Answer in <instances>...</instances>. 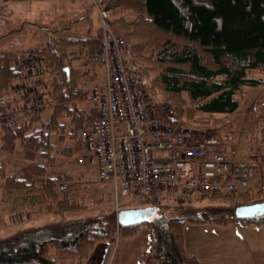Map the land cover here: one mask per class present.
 <instances>
[{
    "label": "trees",
    "instance_id": "1",
    "mask_svg": "<svg viewBox=\"0 0 264 264\" xmlns=\"http://www.w3.org/2000/svg\"><path fill=\"white\" fill-rule=\"evenodd\" d=\"M104 6L108 11L133 13L132 20H117L131 40V64L144 90L162 89L179 112L186 105L183 95L192 105V112H233L239 106L235 94L241 87L262 82L249 77L248 70L264 72V0H106ZM101 35L98 28L94 34L82 38L60 37L43 48L0 51V112L11 123L16 115L2 94L13 80L24 77L17 62L36 55L47 70L60 73V79L51 82L54 101L48 118L31 117L19 124L0 121L3 131L0 150L11 154L18 142L24 159L29 161L27 178L12 172L2 174L3 194H39L52 202L48 211L57 216L6 234L0 232V264H81L99 242L107 244V258L118 238L135 235L143 225L149 232V245L140 264H200L184 249L186 223H238L264 228V213L236 218L235 206L195 208L188 204L196 201L178 203L169 196L163 199L173 204L171 211H161L158 204H152L154 213L140 224L121 226L113 211L67 216V213L82 211L85 205L66 193H59L58 188L72 177L69 172L54 173L50 169L55 158L53 153L58 150L51 133L62 131L60 119L67 118L72 128L68 134L76 137L96 118V109L88 104L89 97L81 83L82 73L71 62L78 55L91 59ZM70 49H76L77 55H71ZM151 71L155 74L149 81L147 75ZM152 108L163 123H180L178 117L171 118L164 112L162 104L153 102ZM259 111L264 113V103L252 106L250 131L257 126L255 115ZM35 121L39 122L37 127L33 126ZM262 136L264 139V126ZM59 152L69 156L70 146Z\"/></svg>",
    "mask_w": 264,
    "mask_h": 264
},
{
    "label": "rangeland",
    "instance_id": "2",
    "mask_svg": "<svg viewBox=\"0 0 264 264\" xmlns=\"http://www.w3.org/2000/svg\"><path fill=\"white\" fill-rule=\"evenodd\" d=\"M104 1L106 0H100V7H105ZM106 15L105 19L101 18L97 6L92 3V0H2L0 1V51L3 49L43 48L50 41L60 37L82 38L94 34L98 28H100V34H102L103 25L107 23L113 32L125 38L131 54V40L127 38L123 29L118 25L117 20L121 18L126 21L132 20L133 13L127 10L115 12L110 9L109 11L106 10ZM69 53L77 55L76 49H70ZM30 57L33 60V67L27 68L28 71L22 75L25 79H21L22 84L19 85L18 90H10L12 97H9V99L16 98L18 101V104H15V111L17 110L16 119H13L14 123H11L7 119V115H3L0 112V121L19 124L31 117H38V120L41 118L46 119L52 110L54 100L51 93V82L52 80L60 79V73L47 70L36 55H30ZM91 62V59L84 58V56L75 57L71 65L77 67L83 73H87L90 67L94 70L97 66L91 64ZM93 72L95 73V71ZM154 74V71H151L150 75L148 73L147 80L149 79L150 81ZM94 76L95 74L91 77ZM248 76L259 78L262 82L257 85H243L241 87L235 94V99L238 101L239 106L233 112H215L212 114L201 111L192 112V105L188 103L185 95H183L186 102L185 106L183 104L181 107L176 103L178 108H182L181 112H179L175 103L168 99L162 89L154 87L145 90L152 102H158L163 107H172L174 113L170 117H178L180 119L178 125L193 129L202 135L219 132L227 133L230 135L231 141L241 158L255 157L257 160L258 166L254 178L249 181L248 186L244 190L235 193H225L227 196L224 193L207 195L205 199L192 202V204H188L189 206L200 208L212 205L231 206L233 208L239 204L262 201L264 199V139L262 136L264 113L262 111L255 115L256 128L249 130L252 106L264 103V72L251 69L248 70ZM94 79L96 77L91 79V81ZM81 82L83 87L87 89L89 85L88 77L82 76ZM16 86L18 85L16 84ZM2 95L4 99V94ZM87 95L89 97L88 91ZM87 102L92 106L90 97ZM60 121L63 122V130H52L53 132L51 133L52 142L58 150L53 153L55 158L50 165V169L54 173L66 171L71 174L72 178L70 181L64 183L65 188H58L60 190L59 193L60 195L66 193L69 198L85 205V209L82 211L67 213L68 217L96 215L112 211L116 213L122 208L152 206V204H158L161 211L164 212L171 211L174 208L168 199L156 200L150 203L151 205L134 197H118L116 199L112 183L100 180L95 167L77 161V158L85 153V149L81 145L78 136H69L68 132L72 128L68 119L61 118ZM38 125L39 122L37 121L33 123L35 127ZM2 133L3 131L0 127V137ZM65 146H70L71 153L69 156L59 152ZM27 166H29V161L24 159L22 148L18 142L11 154L0 150V232L2 234L29 224L38 223L43 219L49 221L57 218L56 215H52L48 211L52 202L46 201L39 194L24 195L23 193H16L11 196L3 194L2 174L12 172L26 177ZM175 212L177 213L178 211H173L172 213ZM186 224L193 226L192 223ZM184 230L187 232L191 231L184 226L183 234ZM147 231L146 226L143 225L136 234L139 232L140 234H145ZM262 242L264 240L260 243Z\"/></svg>",
    "mask_w": 264,
    "mask_h": 264
},
{
    "label": "built area",
    "instance_id": "3",
    "mask_svg": "<svg viewBox=\"0 0 264 264\" xmlns=\"http://www.w3.org/2000/svg\"><path fill=\"white\" fill-rule=\"evenodd\" d=\"M92 3L105 19L106 9L99 0ZM130 57L125 38L103 25L91 55L103 73L88 87L97 116L78 133L85 153L77 161L95 167L100 180L112 183L116 199L134 197L150 204L169 196L189 203L214 193L244 190L257 171V160L241 158L227 133L202 135L163 123L154 115L153 102ZM32 61L24 58L17 68L27 72ZM164 112L171 116L174 110L168 106Z\"/></svg>",
    "mask_w": 264,
    "mask_h": 264
},
{
    "label": "crops",
    "instance_id": "4",
    "mask_svg": "<svg viewBox=\"0 0 264 264\" xmlns=\"http://www.w3.org/2000/svg\"><path fill=\"white\" fill-rule=\"evenodd\" d=\"M83 56L78 55V57ZM91 64L94 63L91 62ZM91 71H95L94 77L89 74ZM81 73L82 76L88 77L89 85L86 89L88 91L91 79L101 77L103 69L97 65L94 70L90 67L88 74L82 71ZM21 79L25 78L14 80L10 89L4 94V100L14 111V115L17 112L15 104H18V101L16 98L9 99L12 97L10 90H18L17 88L22 84ZM16 84L18 86L15 87ZM185 228L191 231L184 230V249L188 254L195 256L200 264H264V242L260 243L264 240V228L242 226L238 223L228 225L202 223L193 224V226L186 224ZM148 245V231L145 234L139 232L132 236L120 237L106 258L107 244L99 242L83 264H103L104 262V264H140L142 254Z\"/></svg>",
    "mask_w": 264,
    "mask_h": 264
},
{
    "label": "water",
    "instance_id": "5",
    "mask_svg": "<svg viewBox=\"0 0 264 264\" xmlns=\"http://www.w3.org/2000/svg\"><path fill=\"white\" fill-rule=\"evenodd\" d=\"M65 71L68 67L64 68ZM155 209L151 206L122 208L116 212V219L121 226L140 224L150 219ZM264 213V200L246 204H239L234 207L236 218H247Z\"/></svg>",
    "mask_w": 264,
    "mask_h": 264
}]
</instances>
